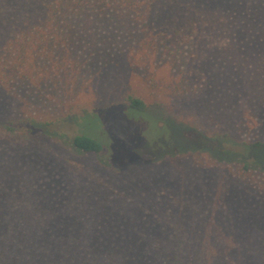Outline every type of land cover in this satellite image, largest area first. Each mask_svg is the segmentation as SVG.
Wrapping results in <instances>:
<instances>
[{"label": "rangeland", "instance_id": "rangeland-1", "mask_svg": "<svg viewBox=\"0 0 264 264\" xmlns=\"http://www.w3.org/2000/svg\"><path fill=\"white\" fill-rule=\"evenodd\" d=\"M219 2L224 20L236 24L238 34L225 33L219 43L203 28L178 49L158 47L146 67L126 69V82L157 104L164 117L159 123L169 122L172 140L130 142L140 126L127 111L109 108L87 120L90 125L104 121L114 142L112 157L108 150L79 152L70 143L44 149L0 141V154L20 159V166L37 175L28 192L45 196L38 205L134 209L101 222L110 230L108 239L132 247V263L145 261L142 249L165 234L169 216L199 210L220 244L218 264H264V146L245 145L264 141V0ZM115 59L98 69L97 78L119 76L124 67ZM67 99L49 84L16 91L0 87V122L25 111L47 116L66 110ZM75 120L65 122L70 132L78 131ZM73 163L93 168L97 177L83 175ZM104 191L112 200L99 204L97 196ZM116 193L118 205L112 202ZM8 207L0 188V224Z\"/></svg>", "mask_w": 264, "mask_h": 264}, {"label": "trees", "instance_id": "trees-1", "mask_svg": "<svg viewBox=\"0 0 264 264\" xmlns=\"http://www.w3.org/2000/svg\"><path fill=\"white\" fill-rule=\"evenodd\" d=\"M219 1L0 0V87L16 91L49 84L68 98L66 110L47 116L25 111L0 122V141L44 149L70 143L79 152L108 150L112 157L114 142L104 121L90 125L87 120L109 108L127 111L140 126L130 142L169 140V122L159 123L164 117L157 104L126 82V69L146 67L158 47L178 49L203 28L219 43L225 33L238 34L236 24L224 20ZM114 57L125 71L97 78L98 69ZM257 88L250 82L253 93ZM75 118L78 131L70 132L65 122ZM245 145L264 146V141ZM9 156L0 154V188L10 206L0 224V264H218L221 247L201 211L169 216L167 236L150 239L141 251L145 261L132 263V247L108 239L110 230L101 222L134 209L42 207L45 196L28 192L37 175ZM79 165L73 163L83 175L97 177L93 168ZM109 195L101 192L98 203L110 202ZM116 196L112 202L118 205Z\"/></svg>", "mask_w": 264, "mask_h": 264}]
</instances>
